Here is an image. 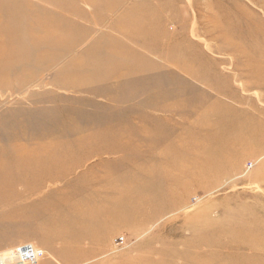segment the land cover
I'll list each match as a JSON object with an SVG mask.
<instances>
[{
    "label": "rangeland",
    "instance_id": "rangeland-1",
    "mask_svg": "<svg viewBox=\"0 0 264 264\" xmlns=\"http://www.w3.org/2000/svg\"><path fill=\"white\" fill-rule=\"evenodd\" d=\"M0 264H264V0H0Z\"/></svg>",
    "mask_w": 264,
    "mask_h": 264
}]
</instances>
